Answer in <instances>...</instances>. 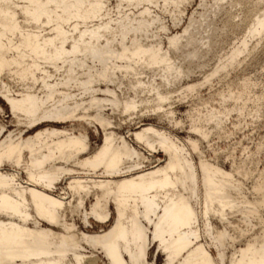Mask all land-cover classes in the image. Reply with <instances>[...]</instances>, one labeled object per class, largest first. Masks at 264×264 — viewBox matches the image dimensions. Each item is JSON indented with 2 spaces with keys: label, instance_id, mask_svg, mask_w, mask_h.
<instances>
[{
  "label": "bare ground",
  "instance_id": "6f19581e",
  "mask_svg": "<svg viewBox=\"0 0 264 264\" xmlns=\"http://www.w3.org/2000/svg\"><path fill=\"white\" fill-rule=\"evenodd\" d=\"M186 1L0 0V100L15 124L0 104V264H99L94 251L109 264H153V248L164 264H264V174L247 193L234 170L201 154L198 137L143 123L180 126L174 101L195 96L249 47L244 37L210 78L174 96L190 70L177 52L193 31L168 35L165 48L151 39L153 7ZM241 2L243 23L258 3ZM255 20L249 36L260 43L264 12ZM240 23L228 17L231 31ZM75 217L85 227L113 223L91 232Z\"/></svg>",
  "mask_w": 264,
  "mask_h": 264
},
{
  "label": "rangeland",
  "instance_id": "374dc122",
  "mask_svg": "<svg viewBox=\"0 0 264 264\" xmlns=\"http://www.w3.org/2000/svg\"><path fill=\"white\" fill-rule=\"evenodd\" d=\"M112 3L115 4V0H112ZM253 3H258L256 11L243 23L240 22L249 8L247 3H239V0H188L182 9L173 5L167 9L153 7V15L155 18L159 16V20H156L151 28L152 32L159 35L151 39H162L165 48L168 46V35L182 33L188 25L190 31H193V42L185 46L187 40L183 39L184 46L181 45L177 52V60L185 69L190 70L172 88L174 96H177L178 89L188 84L205 82L217 66L227 62L234 48L240 45L244 37L250 41L247 51L239 56L237 63L200 86L195 96L174 101V119L180 120L182 126H173L154 116L143 118V123H154L160 127L165 125L179 138L198 137L201 154L220 163L223 169L234 170L233 181L241 182L247 193L252 191L254 180L264 174V36L260 43H257V38L251 39L249 36L255 18L264 12V1L250 0L249 5ZM230 15L235 22L240 23L236 31H231L230 26H227ZM161 25L167 26L168 29L160 30ZM201 40H209V43L203 46ZM193 49H196L198 55L192 59L185 57L184 51ZM0 104L7 112L3 121L8 128L14 129L15 124L11 122L7 105L1 100ZM193 124L208 129V138L196 134L191 128ZM139 125L140 123L134 122L123 124L121 132L135 130ZM31 133L33 130L28 134ZM92 139L93 142L98 140L97 144L102 140L101 137ZM155 155L157 158H165L162 151ZM194 156L197 159V153H194ZM241 171H247V174L244 175ZM63 185L64 182L58 186L59 191L65 188ZM75 220L80 229L91 232L105 230L113 223V218L110 217L104 222L92 218L93 224L85 227L80 217H75ZM87 251L88 255L92 254L90 248H87ZM150 252L149 259L153 260V264H164V255L155 252V248ZM213 252L217 254L216 249H213ZM94 253L93 255L99 256V264H109L101 253Z\"/></svg>",
  "mask_w": 264,
  "mask_h": 264
}]
</instances>
